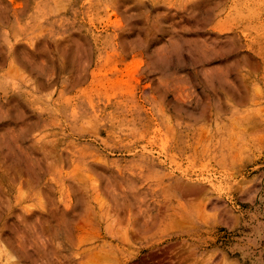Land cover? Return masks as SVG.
Here are the masks:
<instances>
[{
    "label": "rangeland",
    "instance_id": "1",
    "mask_svg": "<svg viewBox=\"0 0 264 264\" xmlns=\"http://www.w3.org/2000/svg\"><path fill=\"white\" fill-rule=\"evenodd\" d=\"M0 264H264V0H0Z\"/></svg>",
    "mask_w": 264,
    "mask_h": 264
},
{
    "label": "bare ground",
    "instance_id": "2",
    "mask_svg": "<svg viewBox=\"0 0 264 264\" xmlns=\"http://www.w3.org/2000/svg\"><path fill=\"white\" fill-rule=\"evenodd\" d=\"M183 188V187H182ZM181 188V192H182V196H184V197H188V198H192V200L193 201H195L196 199H197V197L199 196V190L198 189H195V188H193V189H182ZM201 194V193H200ZM194 197V198H193ZM204 202V201H203ZM214 204V201H212V200H210V202H209V206H212Z\"/></svg>",
    "mask_w": 264,
    "mask_h": 264
}]
</instances>
